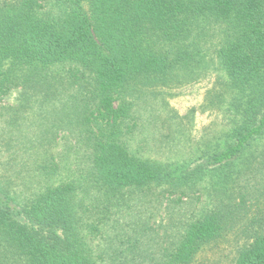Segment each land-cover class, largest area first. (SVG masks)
Segmentation results:
<instances>
[{"label":"trees","instance_id":"trees-1","mask_svg":"<svg viewBox=\"0 0 264 264\" xmlns=\"http://www.w3.org/2000/svg\"><path fill=\"white\" fill-rule=\"evenodd\" d=\"M54 1L45 11L39 0H0V103L19 87L40 93L48 80L64 85L54 74H16L17 69L43 73L59 64L86 65L93 78L85 93L80 86L76 104L84 128L70 131L86 136L80 143L89 146L92 159L77 177L58 179L55 142L41 132L31 176L44 177L46 185L22 198L1 172L0 264H198L207 246L235 233L247 216L248 191L234 187L243 177L238 162L264 138V0H88L90 16L84 0ZM210 31H216L217 58L229 77L235 114L224 147L205 148L201 162L176 177L170 165L131 152L120 127L128 110L117 102L131 82L154 85L200 63V41ZM71 78L76 84L84 77ZM16 109L10 108L15 114L4 121L8 114L1 107V130L14 121ZM125 191L133 192L140 206L154 196L171 200L175 194L204 198L210 192L213 200L192 216L174 213L183 218L174 231L177 239L166 231V245L147 257L144 235L109 225L118 209L132 208L124 204L130 199ZM256 208L235 264H264V200ZM103 229L118 232L113 236L119 235L121 246L112 253H97L87 241Z\"/></svg>","mask_w":264,"mask_h":264},{"label":"rangeland","instance_id":"rangeland-1","mask_svg":"<svg viewBox=\"0 0 264 264\" xmlns=\"http://www.w3.org/2000/svg\"><path fill=\"white\" fill-rule=\"evenodd\" d=\"M39 3L45 11L55 5L54 0H39ZM83 5L90 16V2L84 0ZM214 32L216 31L207 32L200 41V63L177 69L166 76L164 81L154 85L131 82L119 95L117 102V106L123 111L128 110L127 117L120 127L124 134L123 139L129 142L131 152L144 159L170 165L176 177L185 176L197 166L205 148L224 147L227 133L230 131V121L234 118V110L230 108L232 90L228 88L229 77L221 70L216 52L218 40ZM22 69H17L15 73L54 74L64 82V85H61L48 80L39 89L40 93L32 88L24 90L19 87L0 103V175L6 171L19 196L24 198L46 185L44 177L37 180L31 176L38 160L35 149L39 148L37 142L43 137L41 132H45L44 136L55 142L51 152L55 157L54 162L62 168V175L58 179L77 177L75 173L90 164L92 156L89 146L80 143V138L86 136L79 138L78 134L74 136L70 130L79 132L84 128L83 117L80 116L76 104L82 92L80 86L84 84L85 93L89 89L85 88L86 82L90 81L93 75L82 63L55 65L43 73L39 72L40 68L37 71L31 68L28 73ZM72 74L84 78L74 84ZM47 92L49 95L43 101ZM216 95L220 98H216ZM1 107L6 108L3 111L8 114L2 118L4 121L15 114L10 108L17 107L18 114L5 131L1 130ZM98 130L97 126L93 127L95 133ZM218 144L221 146L218 147ZM40 154L42 152L39 150L38 156ZM241 161V164H237V171L242 173L243 177L236 180L234 190L241 191V194L248 191L246 219L240 222L235 233L220 240L217 246H207L198 256V264H235L237 251L247 241L246 234L249 236L251 230L248 221L252 218L251 215L257 212L256 202L264 200V138L257 142L253 150ZM23 164H26V167H23ZM123 194L130 198L124 204L131 205L132 208L118 209L120 213L115 214L109 225L124 226L125 229L120 230L121 233L132 231L134 228L137 230L134 237L144 235L141 249L147 257L160 251L167 243L165 232L170 234L176 231V227L182 222L183 218L174 217V213L192 216L213 200L210 192H206L207 196L204 195V198L198 193H190L189 196L175 194L171 200H157L154 198L157 196H154L151 201L140 206L134 200L136 198L133 192L125 191ZM154 194L159 195V191H154ZM214 200L216 202L215 197ZM115 232L117 231L103 229L100 235H87V241L93 244L97 253L109 249H112V253L121 246L119 235L113 236ZM174 235L177 239L175 232Z\"/></svg>","mask_w":264,"mask_h":264}]
</instances>
